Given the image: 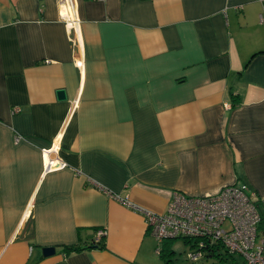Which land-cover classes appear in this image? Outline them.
Instances as JSON below:
<instances>
[{"label":"crops","instance_id":"0c3cea01","mask_svg":"<svg viewBox=\"0 0 264 264\" xmlns=\"http://www.w3.org/2000/svg\"><path fill=\"white\" fill-rule=\"evenodd\" d=\"M240 182L264 195L260 1L0 0V264H164L143 212Z\"/></svg>","mask_w":264,"mask_h":264},{"label":"built area","instance_id":"2783aa9c","mask_svg":"<svg viewBox=\"0 0 264 264\" xmlns=\"http://www.w3.org/2000/svg\"><path fill=\"white\" fill-rule=\"evenodd\" d=\"M258 1L264 5V0ZM19 139L14 137L15 142ZM56 166L48 161V168ZM143 213L159 244L171 238L191 239L186 254L191 261L205 258L218 247L241 257V264H264V195H257L246 183H231L208 195L176 191L164 212ZM104 234V229L97 230L96 241Z\"/></svg>","mask_w":264,"mask_h":264},{"label":"trees","instance_id":"16d2710c","mask_svg":"<svg viewBox=\"0 0 264 264\" xmlns=\"http://www.w3.org/2000/svg\"><path fill=\"white\" fill-rule=\"evenodd\" d=\"M232 100H233V105L237 104L238 99L236 96H233ZM177 239L183 240L184 244H188V245L191 244V239L189 238H171V239L163 240L161 242V245L157 247V254L162 259L164 264L172 263L173 257L175 254L173 251V243ZM98 246L103 247L104 244L101 243V244H98ZM60 248H61V252H63L64 254H68L73 251H80L82 249H85L86 247H83L80 244L76 243V244H71V245H61ZM217 248L210 249L211 253H207L205 255V258H209V257H219L220 258L221 256H223L221 258L222 260L228 257L232 258V256L228 255L226 252L218 251Z\"/></svg>","mask_w":264,"mask_h":264},{"label":"rangeland","instance_id":"374dc122","mask_svg":"<svg viewBox=\"0 0 264 264\" xmlns=\"http://www.w3.org/2000/svg\"><path fill=\"white\" fill-rule=\"evenodd\" d=\"M174 257L171 264H241V257L233 255L232 258L209 257L201 258L195 261H191L187 258L188 244H184L183 240L177 239L173 243ZM223 255V254H222Z\"/></svg>","mask_w":264,"mask_h":264},{"label":"water","instance_id":"95a60500","mask_svg":"<svg viewBox=\"0 0 264 264\" xmlns=\"http://www.w3.org/2000/svg\"><path fill=\"white\" fill-rule=\"evenodd\" d=\"M58 98L59 99H65L66 98L64 90L58 91ZM54 252H55L54 247H44L42 249V254L44 256L52 255Z\"/></svg>","mask_w":264,"mask_h":264}]
</instances>
